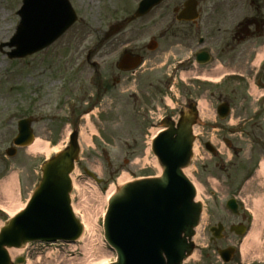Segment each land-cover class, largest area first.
Segmentation results:
<instances>
[{"label": "rangeland", "instance_id": "obj_1", "mask_svg": "<svg viewBox=\"0 0 264 264\" xmlns=\"http://www.w3.org/2000/svg\"><path fill=\"white\" fill-rule=\"evenodd\" d=\"M21 5L22 0H0V44L8 42L16 32L20 21L17 11ZM99 31L103 30L95 29V36H98ZM128 32L130 38L137 36L135 29ZM83 37L92 38L93 35L83 34L81 27L76 25L47 49L23 59H10L7 53L11 49L7 46L0 49V129L6 127L3 132L6 134L5 140L7 141L12 130L6 124L13 126L26 112L34 111L43 119L42 123L35 125L36 138L46 142L49 149L47 156L33 155L28 148H18L17 155L9 159L10 169L0 173V182L14 172L18 174L16 191L24 203L41 178L43 161L68 144L67 135L72 124L67 119L72 113L75 101H80L79 106L88 105V99L83 100L81 97L88 89L85 76L94 70L92 64L86 60V54L93 45L81 44ZM119 45L111 47V53L104 59H96L102 72L114 69L113 65L119 59ZM77 71L81 83L79 99L75 91L77 86L73 83ZM95 76L93 75V79L97 80ZM124 76L122 89L128 99L122 103L120 111L123 112L117 113L115 102L109 101L96 107L93 113H85L86 117L80 123V129H85L90 135L91 143L81 142L80 139L81 153L76 164L73 201L77 215L83 220H86V213L79 210V205L85 204L93 213L100 240L98 246L104 241L106 250L103 252H109L107 260L95 264L110 263L116 255L105 240L103 227L111 185L118 183L121 176L131 181L159 173L157 158L151 148V137L161 125H141L138 110L155 109L165 115L174 104L169 99L170 94L165 93L164 99H159V95L155 99V94H150L151 90L138 85L136 75L127 73ZM246 88L247 84L241 85L239 106L236 107L230 124L225 121L218 127L200 124L195 128L198 138L197 154L186 172L199 187L198 199H203L205 211L203 222L194 238L196 250L184 264H223L218 250L231 244L229 240H235L236 237L229 228L240 220L226 208V201L233 196L239 198L238 190L242 183L258 166L259 161L264 159V103L263 100L254 103L253 96L248 94ZM252 89L253 92H258L255 87ZM95 91V88L91 89L90 94ZM141 94L151 98L142 102ZM32 99L37 101L33 105ZM201 107L203 108V104ZM107 112L111 113V122H98L106 117ZM101 114L105 115L99 119ZM253 117L255 120H250ZM58 118L61 119L60 122H57ZM234 130L241 132L235 134ZM208 139L215 142L220 150L218 154L204 152L203 144ZM259 169L242 189L243 199L254 215L255 231L245 252V258L249 262H264V174ZM9 216L6 213L0 223ZM218 222L226 227L225 234L229 239L225 237L212 240L210 228ZM88 234L89 232L87 236ZM71 244L77 247L75 251L71 250ZM81 245L83 241L31 244L18 255L27 256V264H68L57 263L55 259L59 256H66L67 259L82 258L83 254L78 248Z\"/></svg>", "mask_w": 264, "mask_h": 264}, {"label": "flooded vegetation", "instance_id": "obj_2", "mask_svg": "<svg viewBox=\"0 0 264 264\" xmlns=\"http://www.w3.org/2000/svg\"><path fill=\"white\" fill-rule=\"evenodd\" d=\"M143 1L69 0L78 17L69 30L79 25L83 34L93 35L80 40L81 44L93 45L86 59L94 70L85 76L88 89L81 97L88 99V105L79 106L80 101L75 99L72 113L68 115L74 126L80 125L85 113H93L96 107L109 101L115 102L117 113L123 112L120 111L122 103L128 99L122 89L127 73L136 75L138 85L151 90L148 94H155V99L158 95L164 99L167 93L174 103L165 115L155 109L138 110L143 126L160 123L165 117L177 120L184 110L195 105L199 108L196 117L199 124L218 127L231 115L223 118L224 110L220 106L225 105L232 111L238 107L241 85L247 84L249 92L253 78L264 89V60L259 65L256 62L258 55L264 56V0H155L147 11L131 19L139 10H145L147 5L141 7ZM95 29L103 31L95 36ZM133 29L137 36L130 38L128 30ZM118 44L119 59L114 69L102 72L96 59L107 57L111 47ZM133 60L138 61L137 68L125 70ZM73 83L79 99L78 71ZM94 88L96 91L91 95ZM150 98L141 94L142 102ZM36 102L31 101L32 105ZM110 114L107 112L104 119L101 117L105 114H101L102 121L98 122L109 124ZM25 118L35 134V125L43 119L34 111L26 112ZM60 121L58 118L57 122ZM6 125L12 130L6 141L3 134L6 127L0 129V173L10 169V151L18 153L14 141L19 122ZM2 217L4 214L0 211ZM240 217V223L250 220L244 211ZM225 232L224 227V238L228 237ZM229 264H237L235 255Z\"/></svg>", "mask_w": 264, "mask_h": 264}, {"label": "water", "instance_id": "obj_3", "mask_svg": "<svg viewBox=\"0 0 264 264\" xmlns=\"http://www.w3.org/2000/svg\"><path fill=\"white\" fill-rule=\"evenodd\" d=\"M40 1L34 4L24 0L19 11L21 22L8 43L16 46L9 53L11 58L25 57L46 48L75 21L74 17L70 19V6L60 10L63 18H56V9ZM38 14L44 18L47 14L48 18L39 20L44 23L37 22ZM195 114L193 107L183 113L178 123L165 122V130L154 140L153 151L162 166V174L129 182L112 197L105 220L106 238L118 252V261L112 264H183L193 252L192 238L203 205L196 201V188L184 168L192 157ZM30 132L23 124L16 142L27 138ZM79 149L77 134H74L66 150L43 164V178L27 209L0 232V264H11L6 247H22L37 240L73 241L81 235L83 226L73 213L70 196V173ZM228 207L238 212L236 200H229ZM235 230L242 234L245 228L240 226Z\"/></svg>", "mask_w": 264, "mask_h": 264}, {"label": "bare ground", "instance_id": "obj_4", "mask_svg": "<svg viewBox=\"0 0 264 264\" xmlns=\"http://www.w3.org/2000/svg\"><path fill=\"white\" fill-rule=\"evenodd\" d=\"M259 59H261V56L259 57ZM161 130L162 128H159L158 130L154 131V134H156ZM80 139L81 142H85L88 144L91 143V137L85 129L81 130ZM28 151L30 154L33 155H38V154H46L47 156L49 155V149L47 143L43 142L40 139H35V141L28 147ZM156 163H158L157 160ZM158 168H159V173H161L162 168L159 165V163H158ZM259 171L264 174V161L262 162ZM126 182L127 179L124 176H121L118 179V183L111 185L108 191L107 198H109L113 193H115L119 186H122ZM17 183H18V179L16 173L11 174L8 178L0 182V191H1L0 206H2L7 212H9L11 216L15 215L25 205V203L20 200V197L18 196V193L16 191ZM197 188L199 189L198 186ZM79 207H80L79 210H83L86 213V217H85L86 220L83 221L85 225V233L80 238V240H78V241H83V245L78 247L81 253L83 254V257L67 259L66 256H59L55 259L57 263L67 262L68 264H95L98 262L101 263L108 259L109 252H107V254H104L103 252L104 250H106L104 248V244H105L104 241L102 242V244H100V246H98V242L100 240H99V235L96 233V221L93 213L90 211L88 207L85 206V204H81L79 205ZM254 231H255V226L254 229L252 228L250 233L247 234V236L244 239L243 248L245 250H247L248 243ZM87 232H89L88 236H87ZM76 249L77 247L74 244H71V250L75 251ZM9 251L11 253V256L15 257L17 254H19L22 251V249H10Z\"/></svg>", "mask_w": 264, "mask_h": 264}]
</instances>
